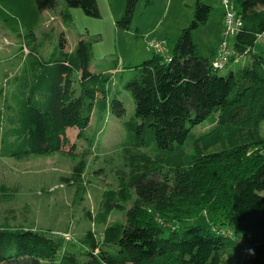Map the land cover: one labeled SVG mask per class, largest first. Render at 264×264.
<instances>
[{
	"label": "trees",
	"instance_id": "16d2710c",
	"mask_svg": "<svg viewBox=\"0 0 264 264\" xmlns=\"http://www.w3.org/2000/svg\"><path fill=\"white\" fill-rule=\"evenodd\" d=\"M36 1L40 9L57 2ZM66 1L100 15L96 0ZM139 2L126 0L119 20L125 28ZM234 4L243 23L228 65L248 53L249 61L221 74L223 68L202 55L193 32L207 23L212 6L197 0L194 19L172 53L155 49L149 59L128 66L137 70L125 85L135 110L124 121L126 135L117 152L128 158L131 172L124 187L103 191L95 215L102 233L88 229L73 242L0 224V264H221L232 237L257 244L242 264H264V44L256 42L264 31V0ZM63 17L72 22L69 8ZM19 39L25 46L21 64L0 85V157L76 156V144L66 150L67 130L74 127L78 138H86L94 115L99 121L110 112L122 116L124 102L107 99L110 77L92 71L90 40L81 38L67 51L62 37L45 56L35 32ZM116 69L117 62L108 70ZM74 73L81 87L77 94ZM202 125L211 127L196 133ZM133 193L126 221L110 222ZM172 223L181 226L173 229Z\"/></svg>",
	"mask_w": 264,
	"mask_h": 264
},
{
	"label": "rangeland",
	"instance_id": "374dc122",
	"mask_svg": "<svg viewBox=\"0 0 264 264\" xmlns=\"http://www.w3.org/2000/svg\"><path fill=\"white\" fill-rule=\"evenodd\" d=\"M99 16L89 15L81 7H69L66 0H57L55 7L40 9L36 0H0V85L7 75L13 76L20 64V35L35 32L43 43L42 54L48 56L62 37L66 50L76 49L81 38L92 42V71L108 73V100L115 97L124 102L126 112L119 116L108 113L99 121L94 115L86 138H78V129L67 131L70 150L76 144V156L55 153L16 159L0 157V224L12 228H32L77 242L88 229L101 234L104 225L96 223L95 215L106 188L124 187L131 172L128 158L117 152L125 139L124 121L135 110L132 92L125 85L127 75L149 59L155 50L153 42L163 43L164 51L172 53L182 29L191 24L197 0H140L129 28L119 23L126 0H96ZM233 5L234 0H230ZM212 6L207 23L193 32L201 53L210 59L222 44L233 48L235 37L226 34L223 0H205ZM70 10L72 22H64L63 13ZM235 9V6H234ZM25 47V46H23ZM26 51V49H25ZM239 57V56H238ZM237 57V58H238ZM241 62L251 54L241 56ZM118 63V69L108 70ZM237 62V61H236ZM236 62L219 72L225 74ZM76 94L80 91L79 75L74 73ZM206 124V123H204ZM211 125L194 129L196 133ZM264 133V126H263ZM258 150L261 148H257ZM78 154H81L80 156ZM132 194L127 208L114 211L109 221H126L127 211L135 201ZM158 222L164 219L158 216ZM169 226V224H168ZM172 228H180L172 223ZM257 244L241 242L240 237L228 238L221 264H242ZM61 255V254H60Z\"/></svg>",
	"mask_w": 264,
	"mask_h": 264
},
{
	"label": "built area",
	"instance_id": "2783aa9c",
	"mask_svg": "<svg viewBox=\"0 0 264 264\" xmlns=\"http://www.w3.org/2000/svg\"><path fill=\"white\" fill-rule=\"evenodd\" d=\"M226 8L225 12V21H226V34L235 37L242 26L243 20L242 17L238 15L236 10L234 9V5L230 0H223ZM257 43H263L264 44V31L259 33L257 35L256 39ZM163 43L161 42H153L152 46L156 49L158 52L164 51V46L162 48ZM233 54V49H230L228 45L225 43L222 44L220 47H218L215 57L213 58V66L216 68H224L226 65H228L230 61V57ZM224 233V231H222Z\"/></svg>",
	"mask_w": 264,
	"mask_h": 264
},
{
	"label": "crops",
	"instance_id": "0c3cea01",
	"mask_svg": "<svg viewBox=\"0 0 264 264\" xmlns=\"http://www.w3.org/2000/svg\"><path fill=\"white\" fill-rule=\"evenodd\" d=\"M261 44H263V43H258V45H261ZM214 55H215V54H214ZM241 58H242L241 56H239L238 58L236 57V60H235V61L239 62V61L242 60ZM20 59H21V57H20ZM248 61H249V60H248ZM20 64H21V60H20ZM20 64L18 65V68H19ZM67 131H68V130H67Z\"/></svg>",
	"mask_w": 264,
	"mask_h": 264
}]
</instances>
